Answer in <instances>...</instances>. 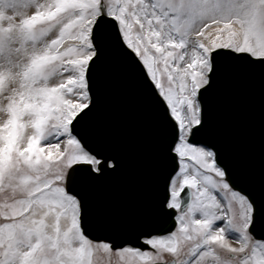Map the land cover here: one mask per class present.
<instances>
[{
  "label": "snow or ice",
  "instance_id": "obj_1",
  "mask_svg": "<svg viewBox=\"0 0 264 264\" xmlns=\"http://www.w3.org/2000/svg\"><path fill=\"white\" fill-rule=\"evenodd\" d=\"M109 55L136 78L175 164L155 209L170 227L118 248L87 234L83 195L117 162L77 132ZM235 73L264 80V0H0V264H94L101 249L122 264H264V199L215 143L193 144L209 129L204 98Z\"/></svg>",
  "mask_w": 264,
  "mask_h": 264
},
{
  "label": "water",
  "instance_id": "obj_2",
  "mask_svg": "<svg viewBox=\"0 0 264 264\" xmlns=\"http://www.w3.org/2000/svg\"><path fill=\"white\" fill-rule=\"evenodd\" d=\"M93 79L97 107L77 132L102 158H114L117 168L83 188L87 234L121 247L125 240L135 243L141 230L166 232L170 227L172 221L160 217L155 209L166 194V178L175 164L161 156L154 137V115L126 65L109 55ZM204 99L209 129L193 143H215L233 179L237 183L243 179L242 186L252 191L259 204L264 199L260 191L264 80L258 73L229 74ZM182 197L190 199L186 194ZM257 235H264V228L258 227Z\"/></svg>",
  "mask_w": 264,
  "mask_h": 264
},
{
  "label": "rangeland",
  "instance_id": "obj_3",
  "mask_svg": "<svg viewBox=\"0 0 264 264\" xmlns=\"http://www.w3.org/2000/svg\"><path fill=\"white\" fill-rule=\"evenodd\" d=\"M214 194L218 196V199H221L222 205L226 208L227 201L224 200L223 197L230 194L224 192H216L215 190ZM234 246H238V244H234ZM93 261L94 264H122L119 257L115 254L114 251L106 253L102 249L94 252Z\"/></svg>",
  "mask_w": 264,
  "mask_h": 264
}]
</instances>
